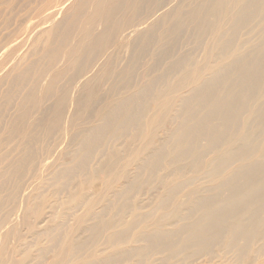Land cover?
Segmentation results:
<instances>
[{
	"label": "rangeland",
	"instance_id": "rangeland-1",
	"mask_svg": "<svg viewBox=\"0 0 264 264\" xmlns=\"http://www.w3.org/2000/svg\"><path fill=\"white\" fill-rule=\"evenodd\" d=\"M79 1L0 0V264H264V238L254 239L247 249H231L223 239L185 241L193 211L185 207L176 215L160 205L163 184L177 180V171L153 163L147 154L140 155L127 176H121L123 165L106 169L114 154L131 163L143 146L135 139L137 125L119 127L120 103L134 104L129 114L153 108L159 100L156 90L167 84L161 77L176 83L188 65L177 71L174 62L185 56L202 61L212 48L206 46L210 36L200 45L194 29L180 24L174 52L169 45L154 51L134 42L114 61L115 76L105 81L87 114L77 116L68 105L62 120L55 121L56 103L65 90L74 88L75 99L82 92L76 82L83 70L68 68L63 55L68 57L82 39L80 29L72 26ZM92 10L89 5L86 12ZM146 11L144 7L142 14ZM173 23L169 20L167 27ZM89 58L87 51L78 60ZM131 71L137 76L127 85ZM157 80L151 91L140 92ZM105 117L118 127V136L104 131ZM165 138L162 133L157 148ZM170 150V145L162 149L166 154ZM202 181L194 186L205 185L204 198L217 199L219 189ZM67 249L69 257L61 262Z\"/></svg>",
	"mask_w": 264,
	"mask_h": 264
},
{
	"label": "bare ground",
	"instance_id": "bare-ground-1",
	"mask_svg": "<svg viewBox=\"0 0 264 264\" xmlns=\"http://www.w3.org/2000/svg\"><path fill=\"white\" fill-rule=\"evenodd\" d=\"M89 5L93 10L87 13ZM144 7L147 11L142 14ZM74 10L72 26L80 29L82 39L67 57L63 52L69 41L66 36L61 51L68 68L83 70L76 82L77 88L82 84V92L75 99L74 88L66 89L59 97L57 122L68 105L74 106L77 116L87 114L100 99L105 81L115 76L114 61L134 42L154 51L169 45V51L174 52L178 43L173 40L182 35L180 24L194 29L200 45L210 36L206 46L212 48L205 50L202 61L185 56L174 62L177 71L188 65L176 83L161 77L167 84L156 90L159 100L153 108L129 114L134 104L128 100L120 103L119 127L137 125L135 139L143 146L131 163L114 154L106 169L115 171L120 164L124 170L121 176H127L140 155L147 154L153 163L177 171V180L163 184L166 194L160 205L163 210L173 208L176 215L185 207L193 211V223L185 230L187 243L212 244L223 239L231 249L234 245L247 249L254 239L264 238V0H80ZM169 20L174 23L167 27ZM98 27L104 29L96 35ZM87 51L90 58L79 61ZM136 76L131 71L127 85ZM57 81L53 80L50 88H55ZM157 83L140 92L151 91ZM105 119L104 131L118 136V127ZM162 133L165 142L157 148ZM166 145L171 147L167 154L162 151ZM202 180L219 189L217 199L204 198L205 185L194 186L199 181L203 185ZM66 252L61 262L71 250Z\"/></svg>",
	"mask_w": 264,
	"mask_h": 264
}]
</instances>
